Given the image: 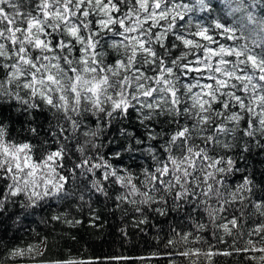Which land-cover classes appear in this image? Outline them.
Wrapping results in <instances>:
<instances>
[{"label": "snow or ice", "instance_id": "obj_1", "mask_svg": "<svg viewBox=\"0 0 264 264\" xmlns=\"http://www.w3.org/2000/svg\"><path fill=\"white\" fill-rule=\"evenodd\" d=\"M118 212L162 248L65 255ZM12 229L0 264H264V0H0Z\"/></svg>", "mask_w": 264, "mask_h": 264}, {"label": "trees", "instance_id": "obj_2", "mask_svg": "<svg viewBox=\"0 0 264 264\" xmlns=\"http://www.w3.org/2000/svg\"><path fill=\"white\" fill-rule=\"evenodd\" d=\"M108 219L112 227H106L99 232L93 229H89L87 232L81 231L78 234V242L73 243L69 241L67 249H65V255L71 254L78 258L89 259L93 256L107 254L110 251H123L127 253L129 249H131L135 252L148 254L151 251L162 248V243L154 239L155 230H146V235L130 234L129 239L124 240L121 238L118 231H113V228H116L120 224L119 212L115 218L109 216ZM160 226L167 231L168 225L161 223ZM24 227L27 228L28 225L25 224ZM31 227H36V225L33 224ZM161 235H163V233ZM0 236H3L5 242L8 243H16L19 241L20 237H24L25 240L28 239L23 231L15 232L14 236V229L7 231V234L0 230ZM133 245L136 247L133 248ZM68 250H70V253ZM153 264H155V262H153Z\"/></svg>", "mask_w": 264, "mask_h": 264}]
</instances>
